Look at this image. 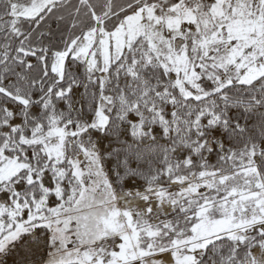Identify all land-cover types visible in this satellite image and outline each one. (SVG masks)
I'll list each match as a JSON object with an SVG mask.
<instances>
[{
	"label": "snow or ice",
	"instance_id": "6c2138e0",
	"mask_svg": "<svg viewBox=\"0 0 264 264\" xmlns=\"http://www.w3.org/2000/svg\"><path fill=\"white\" fill-rule=\"evenodd\" d=\"M0 264H264V0H0Z\"/></svg>",
	"mask_w": 264,
	"mask_h": 264
}]
</instances>
